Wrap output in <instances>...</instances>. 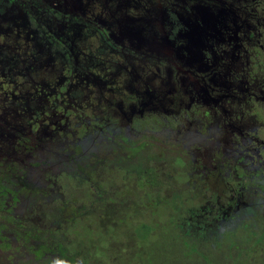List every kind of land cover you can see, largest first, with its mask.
<instances>
[{"label":"flooded vegetation","instance_id":"1","mask_svg":"<svg viewBox=\"0 0 264 264\" xmlns=\"http://www.w3.org/2000/svg\"><path fill=\"white\" fill-rule=\"evenodd\" d=\"M144 167L190 179L186 232L264 208V0H0V264H118L119 240L92 252L128 197L123 171ZM79 181L117 196L65 215ZM139 187L127 219L152 222ZM42 203L48 222L31 215ZM81 228L104 237L80 242Z\"/></svg>","mask_w":264,"mask_h":264},{"label":"rangeland","instance_id":"2","mask_svg":"<svg viewBox=\"0 0 264 264\" xmlns=\"http://www.w3.org/2000/svg\"><path fill=\"white\" fill-rule=\"evenodd\" d=\"M143 149L141 151L143 150L144 156H146L149 147ZM126 160V158H123L122 162H128ZM141 162L139 160V163ZM126 164L129 165V163ZM149 164L150 162H147L146 165L149 166ZM162 167V165L159 166L161 170ZM175 170L169 169L164 173H161L162 171L152 173L146 172L145 167L138 168L135 174L136 180L130 177L131 171H123L126 173L122 174L121 180L126 188L122 192L119 191V194H121L120 198L128 197L123 203V209L120 210V216L107 219L105 215L103 216L101 222H105V245H107V248L105 251L102 247L94 250L92 252L93 259L99 260L103 257V252L111 251L109 245L113 244L111 242L113 239H116L119 240V254L122 258L119 259L118 264H264V208L258 210L254 215L237 219L229 225H222L224 229L218 234L206 232L203 234V229L200 228L202 225L199 222H193L192 233L186 232L184 229L187 227L190 211L195 210L199 204L196 199H193V186L190 184V179L184 177L178 167H175ZM149 181H153V184H148ZM163 181L172 185L167 186V184H163ZM133 183L136 184L137 197L140 193V185L148 186L150 192L154 191L155 195L153 193L152 195H145L139 200L143 204L139 206V209L148 214H151L153 209L154 215H152V218L153 220L156 218L160 222L158 227H153L152 222L148 221L147 218L137 221L133 219L131 222L127 219L130 218L128 215L130 212L127 209L132 207L129 202L131 194L129 186ZM103 185L105 186L104 189H93L83 187V184L79 181V185L63 189V196L70 203V207L67 209L66 205L61 212L65 215L72 211L76 212L75 206H81L80 203L85 205L88 203L87 200L92 201L93 197L102 196L103 191L111 197L117 196L119 187H112L113 185H105L104 183ZM165 187L169 188L167 193L163 192ZM83 188H86V190H83ZM176 194H178L177 196H183V204H179L175 199H172ZM197 194H200L199 190ZM155 199L162 200L160 202H163V204L157 203L159 200L152 203ZM189 199L192 200L188 201ZM102 203L92 205L98 208L97 214L100 216L103 213ZM165 203L168 204V208L165 207ZM94 212L90 214L97 215ZM38 214L42 222H48L52 215V207L50 204L45 203H42L38 209L31 206V215ZM130 223L136 238L133 242L135 245L132 244L129 238ZM76 234L80 242L88 238L95 244L98 243V238L103 239L104 237L103 232L99 230H84L83 228L77 230ZM115 234L118 236H115ZM134 246H136L135 259ZM100 262L95 264H101ZM106 264L113 263L108 262Z\"/></svg>","mask_w":264,"mask_h":264},{"label":"trees","instance_id":"3","mask_svg":"<svg viewBox=\"0 0 264 264\" xmlns=\"http://www.w3.org/2000/svg\"><path fill=\"white\" fill-rule=\"evenodd\" d=\"M175 196H176V195H175ZM160 203L163 204V202H160ZM154 205L156 206V203H155ZM165 207L168 208V204H167V203H165ZM139 212L143 214V213H144V210L139 209ZM152 214L154 215V213H152ZM159 223H160V222L157 221L156 218H155L154 220H152L153 227H155V228L158 227Z\"/></svg>","mask_w":264,"mask_h":264},{"label":"clouds","instance_id":"4","mask_svg":"<svg viewBox=\"0 0 264 264\" xmlns=\"http://www.w3.org/2000/svg\"><path fill=\"white\" fill-rule=\"evenodd\" d=\"M57 264H61V262L58 261Z\"/></svg>","mask_w":264,"mask_h":264}]
</instances>
